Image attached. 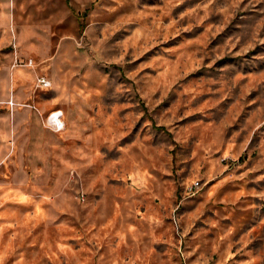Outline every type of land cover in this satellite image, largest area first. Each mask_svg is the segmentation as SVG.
Wrapping results in <instances>:
<instances>
[{
	"label": "rangeland",
	"instance_id": "rangeland-1",
	"mask_svg": "<svg viewBox=\"0 0 264 264\" xmlns=\"http://www.w3.org/2000/svg\"><path fill=\"white\" fill-rule=\"evenodd\" d=\"M0 264H264V0H0Z\"/></svg>",
	"mask_w": 264,
	"mask_h": 264
},
{
	"label": "built area",
	"instance_id": "built-area-1",
	"mask_svg": "<svg viewBox=\"0 0 264 264\" xmlns=\"http://www.w3.org/2000/svg\"><path fill=\"white\" fill-rule=\"evenodd\" d=\"M43 82H44L45 84H47L46 81H43ZM62 117H63V114H62L61 112H58V111L53 112V113L50 115V117H49V125H50L53 129H55V130H57V131L62 130V129L64 128V126H65V122L63 121ZM81 197H82V199L84 200L83 195H82Z\"/></svg>",
	"mask_w": 264,
	"mask_h": 264
},
{
	"label": "crops",
	"instance_id": "crops-1",
	"mask_svg": "<svg viewBox=\"0 0 264 264\" xmlns=\"http://www.w3.org/2000/svg\"><path fill=\"white\" fill-rule=\"evenodd\" d=\"M19 74V73H18Z\"/></svg>",
	"mask_w": 264,
	"mask_h": 264
}]
</instances>
